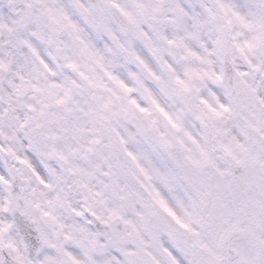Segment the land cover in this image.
Segmentation results:
<instances>
[{
	"label": "snow or ice",
	"instance_id": "6c2138e0",
	"mask_svg": "<svg viewBox=\"0 0 264 264\" xmlns=\"http://www.w3.org/2000/svg\"><path fill=\"white\" fill-rule=\"evenodd\" d=\"M0 264H264V0H0Z\"/></svg>",
	"mask_w": 264,
	"mask_h": 264
}]
</instances>
